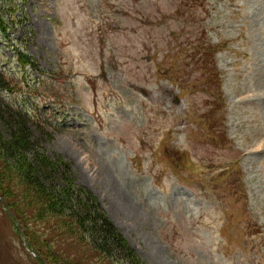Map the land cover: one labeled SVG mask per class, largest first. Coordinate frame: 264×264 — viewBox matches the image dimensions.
I'll return each mask as SVG.
<instances>
[{
    "label": "rangeland",
    "instance_id": "374dc122",
    "mask_svg": "<svg viewBox=\"0 0 264 264\" xmlns=\"http://www.w3.org/2000/svg\"><path fill=\"white\" fill-rule=\"evenodd\" d=\"M0 10V78L18 88L3 96L50 133L46 154L71 162L145 264H264V0ZM16 234L0 203V264H40Z\"/></svg>",
    "mask_w": 264,
    "mask_h": 264
},
{
    "label": "trees",
    "instance_id": "16d2710c",
    "mask_svg": "<svg viewBox=\"0 0 264 264\" xmlns=\"http://www.w3.org/2000/svg\"><path fill=\"white\" fill-rule=\"evenodd\" d=\"M5 25L0 10L1 32ZM16 57L23 68H36L29 55L19 52ZM40 82L36 86L26 82L22 90L37 91ZM16 89L7 78H0V96ZM4 100H0V123L8 136L0 131V203L9 209L8 218L21 237L16 227L20 225L28 246L40 257L37 262L145 264L95 195L79 186L71 162L61 156L52 160L46 154L42 138L52 137L43 125L31 123L26 106Z\"/></svg>",
    "mask_w": 264,
    "mask_h": 264
}]
</instances>
